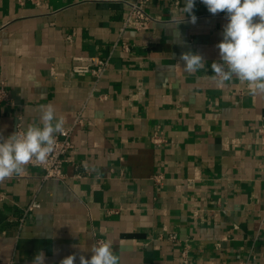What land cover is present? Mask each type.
<instances>
[{
  "label": "crops",
  "instance_id": "crops-1",
  "mask_svg": "<svg viewBox=\"0 0 264 264\" xmlns=\"http://www.w3.org/2000/svg\"><path fill=\"white\" fill-rule=\"evenodd\" d=\"M132 1L0 0V136L47 104L64 128L82 120L63 180L26 166L0 183V264H80L98 241L119 264H264V94L212 78L226 13L196 0L193 24L184 0H150L148 29L121 32ZM186 52L206 69H177ZM90 57L108 61L99 79L71 75Z\"/></svg>",
  "mask_w": 264,
  "mask_h": 264
},
{
  "label": "clouds",
  "instance_id": "clouds-1",
  "mask_svg": "<svg viewBox=\"0 0 264 264\" xmlns=\"http://www.w3.org/2000/svg\"><path fill=\"white\" fill-rule=\"evenodd\" d=\"M196 0H184L182 12L189 14L191 23L197 17L193 14ZM208 11L215 15L225 12L227 24L223 39L217 45L219 62L211 64L213 79L218 86L233 78L246 83L250 94H264V0H201ZM184 61L181 72L194 74L206 69L200 54L182 53ZM39 123L27 124L4 138L0 136V183L13 176H21L26 166L35 161L43 164L53 153L57 134L64 130L65 120L57 117L52 104L41 106ZM91 258L79 257L80 264H119L110 241H102L91 249ZM43 252L38 253L32 264H44ZM75 254L65 257L60 264H74Z\"/></svg>",
  "mask_w": 264,
  "mask_h": 264
},
{
  "label": "built area",
  "instance_id": "built-area-1",
  "mask_svg": "<svg viewBox=\"0 0 264 264\" xmlns=\"http://www.w3.org/2000/svg\"><path fill=\"white\" fill-rule=\"evenodd\" d=\"M25 0H19L22 4ZM29 1V0H27ZM150 0H133L129 3L128 14L126 18L122 22L121 32L125 30L131 29L135 32H141L148 29L149 25L152 22V18L146 12L145 7L148 5ZM122 49L127 50L126 46H122ZM75 61H80L81 64L73 65L70 69L71 75H79V74H90L96 79H99L107 69L108 61L107 59H102L98 57H90L83 59H76ZM219 62V61H217ZM8 96L4 92V90L0 89V102H7ZM82 124V120L80 117H76L74 119L73 124L69 128H64L61 134H57L56 136V144L53 153L50 154L47 161L43 164H38L35 161L29 163L27 166L36 167L42 170V180H63L65 175L63 172V166L66 162L67 156L71 153L73 149V145L71 143V135L73 128L77 125ZM21 128L20 126H16L15 132ZM259 134V142L262 148H264V123L258 128ZM150 143L159 148L166 143L165 137L161 132H154L149 137ZM162 179L161 175H156L153 177L155 182H160ZM40 207V204L35 200H31L25 210L24 215L30 213ZM24 217V216H23ZM23 218L19 219L18 226L21 227L23 225ZM174 239V236H171ZM101 241L97 242V245ZM96 245V246H97ZM181 258L184 264H187V252L186 250L181 252Z\"/></svg>",
  "mask_w": 264,
  "mask_h": 264
}]
</instances>
